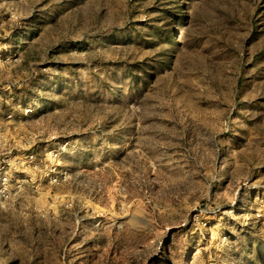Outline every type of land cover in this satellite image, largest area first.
Masks as SVG:
<instances>
[{"label": "rangeland", "instance_id": "rangeland-1", "mask_svg": "<svg viewBox=\"0 0 264 264\" xmlns=\"http://www.w3.org/2000/svg\"><path fill=\"white\" fill-rule=\"evenodd\" d=\"M0 264H264V0H0Z\"/></svg>", "mask_w": 264, "mask_h": 264}]
</instances>
